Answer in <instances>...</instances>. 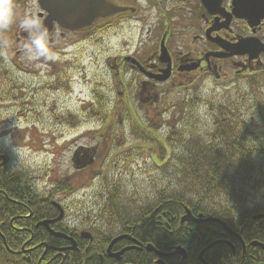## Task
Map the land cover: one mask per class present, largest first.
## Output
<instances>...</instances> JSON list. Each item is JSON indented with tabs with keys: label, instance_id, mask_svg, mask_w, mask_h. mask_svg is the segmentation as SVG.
<instances>
[{
	"label": "flooded vegetation",
	"instance_id": "flooded-vegetation-1",
	"mask_svg": "<svg viewBox=\"0 0 264 264\" xmlns=\"http://www.w3.org/2000/svg\"><path fill=\"white\" fill-rule=\"evenodd\" d=\"M115 3L128 10L98 23L89 31L64 30L56 22L47 26L50 44L54 37L62 40L71 35L102 37V53L107 55L104 64L110 73L109 87H105L113 98L109 100L110 109L104 119L98 115L104 112L103 105L97 102L98 110L94 112L91 103L83 102L81 91L76 94V102L86 106L79 109H90L99 119L101 131L95 146L79 148L72 154L71 161L85 168L71 176L56 179L51 172L44 177L45 187H40L38 176L23 168L10 167L9 156L0 151V240L3 247H7L6 238L9 237L19 246L11 254L20 255V260L27 264L36 258L41 246L43 250L35 264H142L144 257L149 258L148 264H182L188 256L193 264H209L205 256L217 255L223 248L215 247L221 245L227 248L231 259L238 257L244 264H264V242L252 238L264 236V231L259 232L262 226L259 222L264 217H252L254 222L250 226L239 232L231 230L234 234H230L220 225L216 224L220 230L206 226L215 223L182 221L185 209L177 224L166 213L158 214V209L145 218H136L140 211L129 216H103L104 202L111 197L113 189L106 180V196L100 203L98 216H82L87 213L79 209L84 206L86 194L83 192L90 187L85 179L92 172L87 169L101 155L100 147L106 148L115 142L119 148L120 129L124 119L130 124L127 113L134 107L148 113L173 86L177 90L210 80L226 87L242 80L254 81L257 75L264 73V0H116ZM14 4L17 30L12 26L6 29L0 46L7 53L19 54L28 40V34L19 27L20 21L35 13L45 24L47 14L40 9L37 0H14ZM132 34L135 40L130 37ZM112 36L120 38L114 55L107 53V43ZM143 36L145 42L141 41ZM40 60L45 68L42 74L26 73L20 79L11 78L0 68V124L20 123L22 135L27 125L53 123L76 128L85 118L73 116L66 105L73 93L72 74L57 72V63ZM2 64L0 59V67ZM163 73L168 78L158 81ZM81 80L84 78L78 79L74 86H81ZM186 80L190 83L182 86ZM102 102L107 104L108 99L102 98ZM150 120L147 126L140 125L141 131H146L142 140L150 139L147 136L151 131ZM112 128H116L115 131ZM131 130L136 132V128ZM111 132L115 137H111ZM114 150L106 156L114 154ZM75 175L82 179L73 184L74 191L58 189V181L73 179ZM190 213L193 218H199ZM159 231L161 236L155 237L156 246L140 237ZM40 236L60 239L64 243L49 247L45 242L33 245L32 241ZM167 236L187 237V247L175 246L169 250L164 241ZM147 245L154 251H146ZM175 248L184 251V258L166 256ZM253 253L260 256H252Z\"/></svg>",
	"mask_w": 264,
	"mask_h": 264
},
{
	"label": "rangeland",
	"instance_id": "rangeland-1",
	"mask_svg": "<svg viewBox=\"0 0 264 264\" xmlns=\"http://www.w3.org/2000/svg\"><path fill=\"white\" fill-rule=\"evenodd\" d=\"M11 26L14 27V30H17L15 29L17 26L15 22ZM4 32L5 30H0V40L3 39ZM134 35L137 37V34L134 33ZM134 35L130 36L132 40H135ZM101 38L99 35L89 36L88 38L71 35L66 37L65 40L54 37L53 43L50 44L51 50L59 57L55 61L49 60L57 63L56 71H65L72 74L73 93L67 100L66 105L70 107L73 116L85 117L76 128L63 127L53 123H43L42 126L35 127L27 125L28 129L22 135L20 123L0 124V151L9 156L10 167L23 168L34 174L36 178L38 176L39 181L37 184L40 187H45L43 185L44 177L51 172L54 178L61 179L85 168L75 165L71 161L72 154L79 148H89L99 142L98 134L101 131L99 119L93 116L90 109L86 111L79 109V107L86 106L76 102V94L81 91L83 102L91 103L95 107L94 112L98 110L97 102H99L101 107L104 106V115L108 114V109H110L108 104L113 96L109 90L106 92L105 85L109 87L110 73L104 64V58L107 55L102 53ZM4 39L7 41V36H4ZM144 40L145 37L143 36L141 41ZM119 41L120 38L116 36L109 38L107 43L109 45L108 54L114 55L116 53L119 48ZM0 59L3 60L0 68L4 69L3 71L7 72L13 79L24 78L26 73L42 74L45 69L40 59L28 60L25 49L19 54L10 51L7 53L0 46ZM83 78L84 81H79L82 83L81 86H74L78 79ZM173 89L168 95H163L160 102L150 108L148 113L138 107H134L133 111L127 113V121L129 120L130 124L124 119L123 126L120 129V139H118L119 148L115 142L112 146L100 147L101 155L96 157L92 166L87 169V172H92H90L91 179L88 183L90 187L83 192V194H86L82 202L84 206L79 207V209L83 208L87 212L82 214L83 217L98 216L101 201L106 196L105 180L110 185L119 186L123 207L122 214L124 216L133 215L140 208H143L145 203L151 204L153 202L154 192L158 188L166 186V180L163 182V179L159 176V167L163 161L170 159L171 154L178 151L176 144L166 141L171 130L169 124L173 119L179 117L184 104L194 96L200 99L194 109L195 122L203 131L209 129L211 121L210 112L204 101L220 102L226 94H233L235 89L254 91L258 101L257 109L259 108L264 116V73L257 75L254 81L250 79L242 80L232 86L224 87L220 86L219 83L203 80L194 86ZM102 98L108 99L107 104L102 102ZM149 117L160 122L157 131L158 136L166 139L164 152L159 159L154 144L149 140H142L146 131L144 129V132H142L140 125L147 126ZM42 121L44 122V120ZM181 127V122L176 124L177 130ZM30 128L32 129L30 130ZM131 128H136V132H132ZM115 129L112 128V131H115ZM47 135H50V137L48 138ZM111 135V137H115L114 132H111ZM38 136L40 137L39 141L37 140ZM147 136L155 138L152 130L147 132ZM255 136L258 138L250 137V142L254 146H258L259 141L264 142V135L259 136L255 133ZM16 149L23 150V152L17 154ZM112 150H114V154L107 157L106 153H110ZM117 154L119 157L115 158ZM109 166L110 169L108 170ZM154 180H156L154 184H157V187L153 184ZM257 204L264 205V191L256 195L250 208Z\"/></svg>",
	"mask_w": 264,
	"mask_h": 264
},
{
	"label": "trees",
	"instance_id": "trees-1",
	"mask_svg": "<svg viewBox=\"0 0 264 264\" xmlns=\"http://www.w3.org/2000/svg\"><path fill=\"white\" fill-rule=\"evenodd\" d=\"M188 83L190 80L183 81L182 86ZM173 87L168 88L167 93ZM199 102L200 99L194 96L184 104L179 117L169 124L171 130L167 140L158 136L160 122L154 118L150 120L155 138H150L149 141L154 144L158 159L164 152L165 140L176 144L178 151L171 154L170 159L163 161L159 167V176L163 182L166 180V186L154 192L153 202L145 203L144 207L139 209L140 213L136 214V218L153 215V211L158 209V214L166 213V216L173 218V223L177 224L183 209L187 208L196 216L219 219L232 231L239 232L254 222L253 215L264 214V205L257 204L250 208L256 195L264 191V142L259 141L258 146L250 142L251 136L258 138L255 133L259 136L264 135V116L259 108L257 109L258 101L254 91L235 89L233 94H226L220 102L204 101L210 112L211 121L209 129L203 131L194 117V109ZM98 115L99 118H107L104 112ZM179 122L182 127L177 130L176 124ZM81 179L82 177L78 175L73 176V179L64 178L58 181V189L74 191L73 184L80 183ZM90 179L91 176L86 175L85 180L90 182ZM154 186L157 187V184ZM111 188H113L111 197L103 205V216H123L119 186L112 185ZM259 223L262 225L259 229L261 234L264 231V220H260ZM124 225L125 223H122V226ZM206 226L220 230L216 224ZM196 232L199 234V230ZM156 236H161V232L140 237L156 246ZM252 238L264 242V236ZM185 239L167 236L164 241L167 248L172 250L175 246L187 247ZM44 242L48 247L62 246L64 243L60 239L40 236L32 241V244ZM6 245L8 248L3 247L0 240V264H27L20 260V255L11 254L12 251L18 250L16 242L7 237ZM217 248L223 249L219 250L217 255L205 256L209 264H244L238 257L231 259L226 247L219 245L215 247ZM42 250L41 246L38 255L29 264H35ZM254 255L260 256L256 253L252 254ZM141 260L142 264H148L150 261L148 257ZM181 263L193 264V259L188 256Z\"/></svg>",
	"mask_w": 264,
	"mask_h": 264
},
{
	"label": "water",
	"instance_id": "water-1",
	"mask_svg": "<svg viewBox=\"0 0 264 264\" xmlns=\"http://www.w3.org/2000/svg\"><path fill=\"white\" fill-rule=\"evenodd\" d=\"M40 9L47 14L45 26H49L52 22H56L62 29L73 32H86L92 29L98 23H103L123 13L128 9L120 8L116 5V0H37ZM263 51V50H261ZM167 73V72H166ZM163 73L158 81H165L168 76ZM264 215L253 216V219H259ZM182 221H193L195 223L207 224L215 223L222 226L227 233L234 234L224 223L214 218H193L190 211L185 208ZM65 238L64 236H56ZM115 239L113 242H115ZM215 244V243H214ZM212 244V245H214ZM264 249V247H262ZM146 251H154L151 245L145 247ZM205 251V250H204ZM202 251V253L204 252ZM180 255L184 258L185 253L180 248H175L170 254ZM155 264H161L159 262Z\"/></svg>",
	"mask_w": 264,
	"mask_h": 264
},
{
	"label": "clouds",
	"instance_id": "clouds-1",
	"mask_svg": "<svg viewBox=\"0 0 264 264\" xmlns=\"http://www.w3.org/2000/svg\"><path fill=\"white\" fill-rule=\"evenodd\" d=\"M16 20L14 0H0V30L8 29ZM19 27L28 34L25 52L30 61L44 58L55 61L58 55L50 48V36L44 22L35 14L27 15ZM17 154L23 150L16 149Z\"/></svg>",
	"mask_w": 264,
	"mask_h": 264
},
{
	"label": "bare ground",
	"instance_id": "bare-ground-1",
	"mask_svg": "<svg viewBox=\"0 0 264 264\" xmlns=\"http://www.w3.org/2000/svg\"><path fill=\"white\" fill-rule=\"evenodd\" d=\"M215 219V218H214ZM219 220V219H218ZM220 222H222L221 220H219ZM223 223V222H222ZM218 225V224H217Z\"/></svg>",
	"mask_w": 264,
	"mask_h": 264
}]
</instances>
